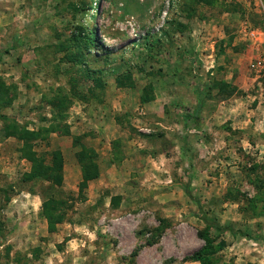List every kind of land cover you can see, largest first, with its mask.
Returning <instances> with one entry per match:
<instances>
[{
	"label": "rangeland",
	"instance_id": "1",
	"mask_svg": "<svg viewBox=\"0 0 264 264\" xmlns=\"http://www.w3.org/2000/svg\"><path fill=\"white\" fill-rule=\"evenodd\" d=\"M252 30L263 41L264 0H0V264H264V141L249 128L264 109V74L249 66L264 44L248 47ZM211 80L233 95L194 91ZM13 124L61 127L35 142L61 156V223L40 216L49 184L22 181V144L3 137ZM80 145L97 155L87 183ZM204 250L206 263L189 259Z\"/></svg>",
	"mask_w": 264,
	"mask_h": 264
},
{
	"label": "trees",
	"instance_id": "2",
	"mask_svg": "<svg viewBox=\"0 0 264 264\" xmlns=\"http://www.w3.org/2000/svg\"><path fill=\"white\" fill-rule=\"evenodd\" d=\"M205 5L213 4V0H199ZM189 16V15H188ZM94 33L86 34L83 37L76 36L75 33L72 36L71 41L82 40L84 44H91L93 41ZM80 62V59L76 60ZM195 92H200L201 94L206 93L207 95L212 94L215 91V97L218 100H225V98L233 95L235 89L222 81L211 80L208 84H203L199 90L196 88ZM4 92H7V88L3 85L0 78V107H7L9 105V100L6 98L4 101ZM5 102H8V104ZM204 106L201 101L196 106V109L193 112L191 121L195 126L200 128L201 118L200 115L204 111ZM185 119V118H184ZM53 128H39L37 130H29L27 127H20L17 124L7 125L3 130L4 138H15L17 141L21 142L22 146L19 150L20 156L22 159H25L30 164V170L28 173H25L22 177L24 182H46L49 187L47 190L42 193V202L40 208V216L45 218L50 224H58L63 221V211L67 207V202L63 199L57 198L55 195L54 188L60 187L62 183V172L63 165L60 159V154H51L46 152H37L35 142H44L47 140L49 133L61 130V127ZM67 132V131H65ZM153 134H140L142 138L152 137ZM79 142V141H78ZM78 142L73 141V145L77 146ZM75 159L79 165L81 172V179L83 182L87 183L93 181L99 177V168L96 164L97 155L93 149L86 148L83 145H80V150L75 152ZM254 166L253 168H255ZM4 191V189L2 190ZM188 193V192H186ZM62 194V193H61ZM8 198H6V201ZM201 220L209 228H213L220 233L230 231L227 228L220 227L218 224L214 223L211 219L206 216H202ZM206 252L201 251L193 254L189 259L194 261H199L200 263H206L204 255Z\"/></svg>",
	"mask_w": 264,
	"mask_h": 264
},
{
	"label": "crops",
	"instance_id": "3",
	"mask_svg": "<svg viewBox=\"0 0 264 264\" xmlns=\"http://www.w3.org/2000/svg\"><path fill=\"white\" fill-rule=\"evenodd\" d=\"M257 33H259V34H261V35H263V33L262 32H259V31H257ZM260 43H257L255 40H251L250 41V46H248V47H252V48H254V49H258L260 46H263V44H264V39H263V41H259ZM263 43V44H262ZM262 48V47H261ZM258 59H260V58H256V61L258 60ZM261 60H264V57H262V59ZM254 72H256V70L254 71ZM260 108V107H259ZM224 109V108H223ZM220 107L218 106V104H216L215 105V109L214 110H211V113L212 114H218V113H221L220 112ZM225 110V109H224ZM230 111H231V113H232V115H231V118H229L230 120H232V124H231V126H232V129L233 130H235L236 128H238V129H241L240 127H236L235 126V123L233 122L234 121V119H236L238 116H237V112H239V111H237V109L235 108V106H231V108L229 109ZM258 111H261L260 113H261V115H259V114H257L256 116H257V118L254 120V122L252 123V127H249V125H248V127L249 128H254L255 130H259V132H254V131H252V134H253V136H254V139H253V141H255L256 143H258L259 141H264V109L263 110H258ZM250 113H252V111H249ZM211 113H210V115H211ZM213 116V115H212ZM211 120V119H210ZM210 120H207V119H205V124L206 125H209V121ZM193 131H195L196 133H200V129H197V130H193ZM191 132V131H190ZM261 139V140H260ZM263 141H262V143H263Z\"/></svg>",
	"mask_w": 264,
	"mask_h": 264
},
{
	"label": "built area",
	"instance_id": "4",
	"mask_svg": "<svg viewBox=\"0 0 264 264\" xmlns=\"http://www.w3.org/2000/svg\"><path fill=\"white\" fill-rule=\"evenodd\" d=\"M259 36H261V34H259V33H257V31H254V30H252V31H250L249 33H248V37H249V39H250V41L251 40H255V41H258V37ZM250 68L253 70V71H255L256 70V72H263V74H264V60H261V59H258L257 61H253V62H251L250 63Z\"/></svg>",
	"mask_w": 264,
	"mask_h": 264
}]
</instances>
